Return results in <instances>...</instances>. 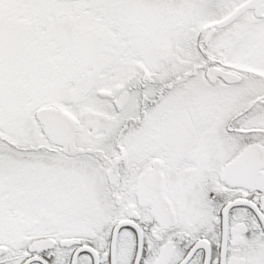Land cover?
I'll use <instances>...</instances> for the list:
<instances>
[{
	"label": "snow or ice",
	"instance_id": "6c2138e0",
	"mask_svg": "<svg viewBox=\"0 0 264 264\" xmlns=\"http://www.w3.org/2000/svg\"><path fill=\"white\" fill-rule=\"evenodd\" d=\"M0 264H264V0H0Z\"/></svg>",
	"mask_w": 264,
	"mask_h": 264
}]
</instances>
